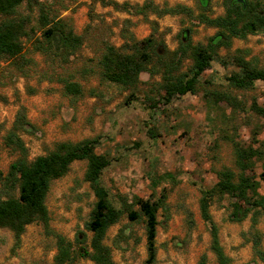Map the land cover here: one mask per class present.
Here are the masks:
<instances>
[{
    "label": "rangeland",
    "instance_id": "rangeland-1",
    "mask_svg": "<svg viewBox=\"0 0 264 264\" xmlns=\"http://www.w3.org/2000/svg\"><path fill=\"white\" fill-rule=\"evenodd\" d=\"M104 1L128 5L143 2ZM153 2L179 4L191 9L193 15L197 13L196 0ZM208 10L210 17L221 15L222 0H210ZM16 12L27 17L30 39L22 40V56L29 63L21 75L0 59V173L4 175L16 158L3 146L2 137L19 111L29 125L17 131L28 161L52 151L58 142L94 138V152L109 160L99 183L115 208L133 198L156 200L164 192L165 209L156 213L154 264H196L201 255L206 258L205 264H215L208 249L209 227L200 217L198 200L200 192L216 182V171L228 168L236 172L231 141L251 145L255 132V140L264 142V118L252 109L254 105L264 110V82L255 81L245 90L233 89L226 82V77L236 71L230 62L236 50L242 51L244 60L252 66L264 69V31L233 39L227 51H218L224 63L212 61L202 72L195 94L175 97L162 105L157 99L158 74L141 73L133 90L99 79L97 61L102 43L120 46V30L126 28L135 40L152 34L172 51L177 46V33L189 29L191 43L204 44L213 29L195 25L180 15H149L144 20L103 5L101 0H36L29 5L22 3ZM41 12L66 22L82 37V44L66 63L32 51L31 42L39 39L37 19ZM189 64L184 60L179 72H185ZM56 76L77 83L82 95L65 97ZM216 92L227 94L229 103L213 101L211 94ZM85 165V161H74L62 177L50 182L44 199L46 229L36 222L26 225L16 247L12 233L0 229V264H53L55 235L73 242L82 234L80 239L84 236L88 243L90 234L84 226L94 197L83 180ZM259 172V162H255L253 173L257 176ZM258 182V194L264 199V182ZM229 212L227 198L213 199L208 208L219 245L230 264H264L254 250L256 245L264 257V218L254 214L252 225L251 211L234 223L228 221ZM103 244L109 248L114 264H143V221L129 222L123 214L106 230ZM74 264L92 263L78 260Z\"/></svg>",
    "mask_w": 264,
    "mask_h": 264
},
{
    "label": "trees",
    "instance_id": "trees-1",
    "mask_svg": "<svg viewBox=\"0 0 264 264\" xmlns=\"http://www.w3.org/2000/svg\"><path fill=\"white\" fill-rule=\"evenodd\" d=\"M210 0H196L197 13L176 4L168 6L165 3L157 5L153 0H143L140 5L117 4L101 0L103 5L113 9L141 16L147 20L151 15L155 18L163 16H183L195 25H202L214 30L204 44H192L189 39L190 30L185 29L175 35L177 46L167 51L160 40L152 34L141 40H135L132 34L123 28L120 30L122 43L115 47L108 42L102 43L101 53L97 61L98 77L102 82L116 85L123 89L133 90L139 83V75L147 73L159 75V92L157 99L166 105L175 97L197 92L199 78L210 62L223 64L219 50L227 51L233 39L242 40L247 35L264 31V1L263 0H222L223 13L210 17L208 14ZM36 0H0V59L21 75L25 73L29 60H24L23 42L29 40L26 30L27 17L19 16L16 8L25 3H35ZM38 40L31 42L32 51L42 55L50 54L60 62L66 63L82 44V37L72 32L70 26L62 21L49 17L41 12L37 19ZM154 25L153 22H150ZM184 60L190 64L183 73L179 68ZM230 62L236 68L235 72L226 77L227 84L237 90L251 88L253 82H264V69L252 66L243 58V52L236 50L230 57ZM61 85L62 93L68 98H78L82 90L77 83L56 76ZM213 101L228 102L227 94L212 93ZM22 109V108H21ZM255 113L264 118V110L252 106ZM17 112L11 129L2 137V144L16 158L8 165L5 174L0 173V187L4 198L0 199V229H7L14 238V246L19 243V236L26 225L36 222L47 228L48 214L44 199L52 180L62 177L74 161H85L83 180L92 191L94 202L85 223V230L90 234L85 244L84 236L78 234L69 242L55 235L56 254L53 264H74L78 260H87L92 264H114L110 250L103 244L106 230L117 223L124 214L129 222L142 220L144 224L145 252L143 264H154L156 250L154 239L156 234V213L165 209L164 192L156 200H141L133 198L130 203L124 201L122 207L115 208L107 191L99 183L101 171L108 166L109 160L104 155L94 152L96 139H84L75 143L58 142L53 150L45 155L27 160V152L22 141L17 136L19 129L29 127L24 116ZM233 165L236 172L222 168L215 172L216 182L200 192L198 210L202 221L209 227V251L215 264H230V259L223 253L217 238V228L211 221L208 208L213 199H228L229 222H240L253 211L251 224L255 223V215L264 218V199L258 194L259 182H264V142L255 140L252 133V144L241 146L231 141ZM254 145H256L254 147ZM259 162L260 172L255 176L253 168ZM16 192V195H12ZM137 210H132V207ZM256 246V245H255ZM254 246L255 253L262 262L264 257ZM206 258L201 255L196 264H205Z\"/></svg>",
    "mask_w": 264,
    "mask_h": 264
},
{
    "label": "water",
    "instance_id": "water-1",
    "mask_svg": "<svg viewBox=\"0 0 264 264\" xmlns=\"http://www.w3.org/2000/svg\"><path fill=\"white\" fill-rule=\"evenodd\" d=\"M238 2H242V0H237ZM27 128V127H26Z\"/></svg>",
    "mask_w": 264,
    "mask_h": 264
}]
</instances>
